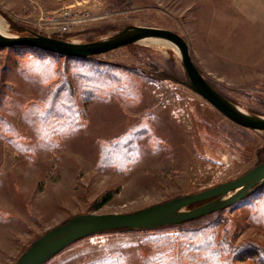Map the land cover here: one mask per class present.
Returning a JSON list of instances; mask_svg holds the SVG:
<instances>
[{"label": "rangeland", "instance_id": "rangeland-1", "mask_svg": "<svg viewBox=\"0 0 264 264\" xmlns=\"http://www.w3.org/2000/svg\"><path fill=\"white\" fill-rule=\"evenodd\" d=\"M0 17L6 35L25 28L77 42L127 25L171 30L221 95L264 116V0H0ZM104 54L103 61L146 69L152 59L160 68L170 62L181 73L177 50L146 41ZM55 67H65L71 84L75 126L51 114L43 128L57 131L45 134L37 118L47 110L49 86L18 51L0 49V264H15L35 239L74 215L130 213L198 193L264 159V133L232 123L177 80L122 68L118 89L104 82L87 95L71 59H56ZM139 128L133 160L118 147L106 155L111 143ZM258 203L249 197L222 212L218 229L233 245L264 247ZM159 234L101 232L46 264H93L115 254L123 256L120 264H152L161 248L151 240Z\"/></svg>", "mask_w": 264, "mask_h": 264}, {"label": "water", "instance_id": "water-1", "mask_svg": "<svg viewBox=\"0 0 264 264\" xmlns=\"http://www.w3.org/2000/svg\"><path fill=\"white\" fill-rule=\"evenodd\" d=\"M148 40L165 41L177 50L186 76L183 83L187 88L232 123L256 133H264V116L243 110L217 92L196 67L187 41L168 29L127 25L117 33L88 42L60 39L36 32L16 36L0 32V49L36 48L64 57L88 58ZM262 184L264 161L234 180L130 213L74 215L35 239L15 264H46L71 244L101 232L152 230L195 220L233 206ZM198 203L201 204L189 208Z\"/></svg>", "mask_w": 264, "mask_h": 264}, {"label": "trees", "instance_id": "trees-1", "mask_svg": "<svg viewBox=\"0 0 264 264\" xmlns=\"http://www.w3.org/2000/svg\"><path fill=\"white\" fill-rule=\"evenodd\" d=\"M124 27L125 26L119 28L118 31L122 30ZM29 31L30 30L25 28L15 30L18 35L29 34ZM51 37L64 39V37L58 36ZM134 46L135 44H131L126 47L133 48ZM12 49L18 51L19 55H21L22 58L24 57L25 63L30 67L29 70L33 71L35 74L38 73L42 77L41 80L43 83L49 86L48 97L44 103V109L47 110L44 112V115L37 118L39 124L42 125L41 133L45 132V134H52V132L57 131L53 129L52 132H46L43 128L46 125L45 119L51 114H54L59 120L64 121V124H62L65 125V127H68L66 124H68L70 120H73L76 115V113L73 114L75 100L72 94L71 84L68 77L65 75V67L56 71V59H71L73 68L75 70L78 69L76 71V77L79 85H81L87 95H92L95 93V90H100V88L103 87L104 82L110 84L112 86L110 89L113 91L114 89H118V85L121 82H124L123 76L118 72L120 69L122 70V68L126 69L124 72H138L148 78H152V75H155L156 79L158 78L161 81L174 79L183 85H185L183 81H186V76L181 65V73L176 75V70L170 62H167L166 66L164 65L165 67L160 68L152 59L150 64L146 65L148 67L146 69L101 60V57L106 54L88 58H77L64 57L36 48L17 47ZM176 76L179 77L177 78ZM207 82L219 92L208 80ZM257 113L260 114L259 112ZM68 125L75 126V124L72 123H69ZM64 130L65 129L61 128L59 131L63 132ZM143 131V128H139L137 131L129 132L126 136L121 135L119 138L124 139L120 140L118 138L117 141L111 143L104 152L107 155L111 149L114 150L118 147L123 149L126 157L125 160H133V153L135 151L134 139L139 137ZM42 137L44 138V136ZM46 138L48 137L45 136V139ZM249 197H258L259 203L254 207V215L259 223L264 224V184L257 187L248 197H246V199ZM200 204L201 203L192 205L190 208ZM235 205L236 204L233 206ZM223 211L224 210L214 212L204 217L178 225L147 230L155 231L158 234L161 233L157 238L151 240L152 243H158L157 247L161 248V250H156L155 254L152 256V264H181L183 261L186 262L185 264H233L244 260L253 261L255 264H264V247L254 243L236 246L227 239L224 229L222 230V233L219 232L218 228L223 222ZM168 230L173 232L168 234ZM122 257L123 256L121 255L115 254L103 261L93 264H120V262H122Z\"/></svg>", "mask_w": 264, "mask_h": 264}, {"label": "bare ground", "instance_id": "bare-ground-1", "mask_svg": "<svg viewBox=\"0 0 264 264\" xmlns=\"http://www.w3.org/2000/svg\"><path fill=\"white\" fill-rule=\"evenodd\" d=\"M0 32L1 33H6L5 31V27H4V22L0 17ZM146 42H149L150 44H154L157 46H162V47H169V48H174L172 45H170L169 43L165 42V41H161V40H148ZM175 49V48H174ZM176 50V49H175ZM58 255V254H57Z\"/></svg>", "mask_w": 264, "mask_h": 264}]
</instances>
